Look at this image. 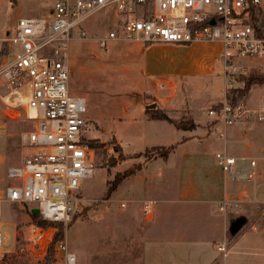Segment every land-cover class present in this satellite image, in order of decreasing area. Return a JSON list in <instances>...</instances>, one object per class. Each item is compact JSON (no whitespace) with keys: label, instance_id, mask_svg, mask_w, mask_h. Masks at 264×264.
Listing matches in <instances>:
<instances>
[{"label":"rangeland","instance_id":"1","mask_svg":"<svg viewBox=\"0 0 264 264\" xmlns=\"http://www.w3.org/2000/svg\"><path fill=\"white\" fill-rule=\"evenodd\" d=\"M1 3L3 6L0 9V33H2V26H10L18 16L36 18L44 16L48 13L53 0H10L0 1ZM118 18L116 11L111 8L96 12L82 25L74 28L72 39L68 44V90L72 95L85 98L84 117L88 123L85 136L88 140L94 139L102 146L94 151L95 167L92 176L82 179L77 191L85 204H80V212L77 213L78 215L75 214L70 223L66 225L61 223L63 225L62 239L67 243L69 250L76 255L77 264H185L182 261L197 264V256L195 252H190L191 249L209 244L211 238H214L211 235L215 234V228L217 233L223 232L221 245L227 246L243 232L252 229V226H264V201L246 202L254 190L253 185L250 186L248 182L247 184L235 182L238 184H234L235 197L231 201L238 204L231 205L224 212L219 211L218 208L214 210L215 214L224 217L222 225L215 223V226L208 230L210 220L206 219L204 214L187 213L185 216H175L176 212L182 213V209H179L181 207H176L177 204L170 202L177 187V173L173 170L176 167H172L168 175L159 178L157 175L162 164L161 160L157 163L147 162L141 157L142 153H138L142 140L148 145L158 144L159 139L155 137V130L159 134L157 130L159 127L172 130L171 126L164 121L144 120L140 110L144 103L151 101L146 93L139 91V86L147 83V78L144 76L147 62L141 51L144 44L139 41L111 40L105 47H100L98 44V39L108 37L110 31H116ZM81 30L86 33L85 39H80ZM16 50L15 46H9L10 59ZM168 60L172 62L170 58ZM167 62L160 64L169 66ZM222 62V58L217 60L214 74L204 79L202 84L201 77L172 79L175 84L180 83L176 90V97L180 99V102L189 103L194 107L193 116L199 123L204 124L205 118L208 119L206 111L212 106H209L208 102L224 96V85L225 96L230 89L233 95H238L250 76L264 77V56L234 58L232 64L237 67V70L225 72L226 84H224ZM170 65V70L176 69L173 62ZM178 66L181 67V65ZM205 86L212 90L207 97L203 95L204 98H202L203 96L200 97L199 93ZM4 93L6 90L0 89V94ZM241 102L256 108L262 106L264 80L255 81L249 85V92L241 99ZM172 115L180 116L179 113ZM252 124L255 125L248 127L252 130L250 141L258 145L261 150L260 155L264 156V122H252ZM31 129L32 123L26 119L22 111L21 114L17 110L10 111L0 102V224L13 232L14 240V246L9 250L10 252L0 258V264H45L43 257L50 244L45 242L44 246V243H41V249L34 244L40 239L36 235L35 227H30L32 225H30L26 206L3 200L5 188L9 184L6 177L7 171L18 165L24 155L21 135ZM117 144L129 155L119 151ZM215 165L220 171L216 160ZM138 166L142 167V174L124 178L118 189L108 198L105 197L109 180L116 175L135 170ZM167 168L168 166H162L163 171ZM219 174L221 176V172ZM140 175L143 180H140ZM258 179L259 185L264 187V161L261 160L257 161L256 178L251 183H257ZM163 182L166 183L165 187H162ZM241 190L245 191L247 197L239 196ZM240 197L244 202H241ZM145 198L153 201L155 215L153 220H146L141 213L142 203L140 202ZM262 199H264V192ZM121 201L126 203L124 208H119ZM193 211L195 210H186V212ZM238 216H244L247 223L231 237L228 234V223ZM167 227L178 231L179 234L182 230H189L192 236L185 242L169 243V247L172 245L177 248L181 256L169 257L168 261L162 257L163 261H161L159 254L155 251L150 253L145 251L148 247L146 241L151 238L152 242L163 243L162 238ZM51 229L54 233L55 229L52 227ZM151 232L153 233L145 235ZM213 245L216 248L219 244L216 241ZM186 250L187 252L183 255V251ZM189 252L190 255L185 256ZM236 259L229 257L227 263L240 264L241 260L236 261ZM243 261V264H252L246 260ZM55 263L54 251L52 264Z\"/></svg>","mask_w":264,"mask_h":264},{"label":"built area","instance_id":"2","mask_svg":"<svg viewBox=\"0 0 264 264\" xmlns=\"http://www.w3.org/2000/svg\"><path fill=\"white\" fill-rule=\"evenodd\" d=\"M106 8L116 11L119 18L116 31L98 39L100 47L109 40L144 45L219 43L227 73L237 70L234 58L264 56V0H54L48 20L19 18L0 39V89L6 90L0 94V102L10 111H22L32 129L21 135L24 155L7 171L9 184L3 200L36 208L44 221L66 225L80 212V204H85L77 191L80 181L92 176L95 152L86 143L85 98L68 90V44L74 28ZM252 12L258 19L257 30L251 23ZM85 37L81 30L80 39ZM9 46L17 50L7 60ZM206 115L222 127L246 121L262 123L264 103L250 108L226 96L210 106ZM214 158L226 180H255V159L224 152L215 153ZM141 203L143 217L150 220L153 201ZM125 204L121 201L119 208ZM234 204L238 202L224 200L218 207L224 212ZM35 232L41 241L34 244L41 249L44 229L35 227ZM13 241V232L0 224V258L10 252ZM216 249L225 255L224 245ZM55 258V264H77L65 241L56 245Z\"/></svg>","mask_w":264,"mask_h":264},{"label":"crops","instance_id":"3","mask_svg":"<svg viewBox=\"0 0 264 264\" xmlns=\"http://www.w3.org/2000/svg\"><path fill=\"white\" fill-rule=\"evenodd\" d=\"M0 1L8 2L10 0ZM52 5L53 3L49 6L48 13L44 16H41V19L48 20L51 17ZM2 6L3 4L1 3L0 9L2 8ZM23 17L29 16H18L16 20H14L13 23L10 24V26H2L0 39L7 35V33H9L13 29L16 21L19 18ZM8 49L9 48H7L6 50L7 60L10 59L8 57ZM222 50L223 49L221 44L212 42H195L189 45L151 44L144 45L141 50L147 62L146 70L144 72V76L147 78V83L145 85H140L139 91L142 93H146L147 97L151 100L150 102L144 103L143 107L140 108L144 120H152L153 122L154 120H157L151 118V111L147 112V110L160 109L171 118H180L185 115H190L198 126L192 132H182L177 131L171 124L166 122L171 126L172 130L165 127H159L157 129L159 134H157L155 130V137L156 139H159L158 144L148 145L144 140H142L140 151L138 153H142L144 148L147 146H169L178 144L176 150L170 153L166 161L156 159L148 162L157 163L159 162V160H161L160 162L162 164L159 167V175H157L159 178H163V175H168L171 172V168L174 166L176 167L173 170H175V173H177V187L175 195L171 198L170 202L173 204H177L176 207H181L179 209H182V213L176 212L175 216H185V214L187 213H194L197 215L204 214L206 219L210 220V223L208 224L210 225L208 226V230H210V227L212 228L213 226H215V223L222 225V219L224 220V217L222 218L220 215L215 214L214 210H216L217 208L219 209L218 206L220 202L224 200H233V198L235 197L234 184H238L226 180L223 172L216 169L217 166L215 165L214 160L215 153L224 152L227 155L236 158L255 159L256 166L258 160L264 161V156L260 155L261 150L260 148H258V145L253 142L251 143L250 141L252 130L248 127L255 124H252V122L250 121H246L239 122L231 126L222 127V125H220L219 123L212 124L211 121L213 120L209 117L208 119L205 118L206 121H204V124L199 123L193 116L194 107L189 103H184L183 101L180 102V99L176 97V90L179 88L180 83L175 84L172 79H174V77H178L180 79H194L201 77L200 81L202 82L200 83H204V79L210 78L214 74V68L216 67L215 64L219 58H222V63L224 66V59L223 57H221ZM168 58H170L171 61L175 64L176 69L170 70V64L172 62L170 63ZM163 62H167L169 66H162L160 63ZM178 65H181V67H179ZM223 66L222 73L224 72ZM224 74L225 72L223 73V79L224 84H226ZM211 90L212 88H207L206 86L203 87V89L200 90L199 93L200 97L201 95H205L207 97V94H209ZM225 97L224 85V96L222 98H217L214 101L208 102V105H216L222 102ZM202 98H204V96ZM151 104H155V108L146 109V106ZM243 104L246 105V102ZM247 107L256 108L252 106ZM184 111L185 113H183ZM177 113H179L180 116L175 117L172 115ZM183 138H186V141L181 143ZM114 140L116 141V138H114ZM118 147L124 155H129V153L121 149L119 145ZM163 165L168 166V168L164 171L162 170ZM141 168H139L135 172V174L131 175L130 177H134L137 174H142ZM219 172H221V176ZM140 180H143L142 176ZM259 182V179L255 184L248 182L250 183V186L253 185L252 188L254 190L249 195V198L246 199V202L249 201L250 203H253L264 201V199H262L264 187L260 186ZM245 184H247V182ZM165 185L166 183L163 182L162 187H165ZM240 195H242L243 198H245V196L247 197L244 190L239 191V196ZM147 199L148 198H145L142 201ZM241 202H244V200L241 199ZM187 209H194L195 211L186 212ZM153 216L155 217L154 210ZM154 217H152L150 220H153ZM216 229L217 228L214 229L215 234L211 235L214 238H211L209 244H207L206 246H197V249H191L190 252H195V255L197 256V264H228L227 259L229 257L240 259V264H243V260H246L247 262L252 264H264V226H252V229L243 232V234L232 241V243L227 246L224 245V256H221V254L213 245V243L216 241L219 245H221L223 239V232L217 233ZM153 232L145 235L148 236ZM164 233L165 235L162 238L163 243L152 242L151 238L150 240H147L146 242L148 247L145 246V251L149 253L155 251L159 254V258L161 261H163L162 257H164V260L168 261L169 257L173 258V256H175L177 258V256H181L177 248H174L172 245L171 247H169V243H172V241H179V243L187 241V239L192 236L191 234H189L190 231L182 230V233L179 234L178 231H174L173 229H169L167 227ZM44 234L46 237L44 236L45 238L41 243H44L45 246V242L50 243L53 231L51 228H49L47 230H44ZM163 244H165L166 246H163ZM186 252L187 250L185 252L183 251L182 254L184 255ZM190 252L185 256H189ZM216 254L219 255L217 256ZM182 262L188 264L186 261ZM193 264H195V262Z\"/></svg>","mask_w":264,"mask_h":264},{"label":"trees","instance_id":"4","mask_svg":"<svg viewBox=\"0 0 264 264\" xmlns=\"http://www.w3.org/2000/svg\"><path fill=\"white\" fill-rule=\"evenodd\" d=\"M250 16H251V23L253 27L257 30L258 19L254 16L253 12L251 13ZM2 54H3V51L0 52V56ZM249 78L250 79L246 80L244 88L239 92L238 95H233V93L231 92V89L229 90V93L226 96L230 97L233 103L241 101V99L249 92V85L255 83V81L261 82L264 80V77H261V76L257 77L254 75L250 76ZM149 111H151L150 112L151 118L167 122L171 124L177 131L192 132L198 126L196 122L189 115H185L180 118H171L164 111L160 109L147 110V112ZM211 123L215 124L216 122L211 121ZM185 141H186V138H183L181 143ZM86 143L94 151H96L98 148H100V146H102L98 142H96L94 139H89L86 141ZM177 147H178V144L169 145V146H150V147L147 146L144 148L141 157H143L147 162L156 160V159H161L162 161H166L170 153L174 152ZM119 151L121 150L119 149ZM138 169H139V166L135 170L132 169L130 171L123 173L122 175H116L112 180H109L107 182V189H106L105 197L108 198L110 194L117 189V187L120 185V183L122 182L124 178H127L128 176L135 174V172ZM26 208H27V213L30 217V225H33L36 228H42L44 230H47L51 227L55 229L52 235L50 244L47 248V252L45 256L43 257L45 264H52L55 247L59 242L63 241L62 239L63 225L57 222H49V221L41 220L37 214H32L30 212V209L28 207ZM76 215L72 217V220ZM228 234L230 235L229 232ZM230 236L232 237V235Z\"/></svg>","mask_w":264,"mask_h":264},{"label":"water","instance_id":"5","mask_svg":"<svg viewBox=\"0 0 264 264\" xmlns=\"http://www.w3.org/2000/svg\"><path fill=\"white\" fill-rule=\"evenodd\" d=\"M210 24L213 25L214 21L211 20ZM155 108V104H151L146 106V109ZM30 212L32 214H37L38 210L36 208H31ZM247 223V219L244 216H238L235 218H232L228 223V232L230 235L234 236L236 235Z\"/></svg>","mask_w":264,"mask_h":264}]
</instances>
